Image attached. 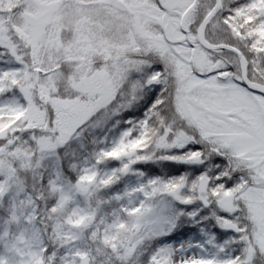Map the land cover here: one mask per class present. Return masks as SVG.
Returning a JSON list of instances; mask_svg holds the SVG:
<instances>
[{"label": "snow or ice", "instance_id": "6c2138e0", "mask_svg": "<svg viewBox=\"0 0 264 264\" xmlns=\"http://www.w3.org/2000/svg\"><path fill=\"white\" fill-rule=\"evenodd\" d=\"M0 264H264V0H0Z\"/></svg>", "mask_w": 264, "mask_h": 264}]
</instances>
